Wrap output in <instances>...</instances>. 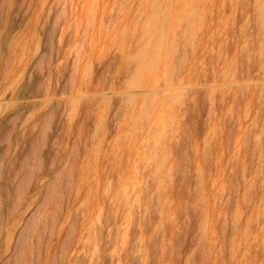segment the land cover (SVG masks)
Returning a JSON list of instances; mask_svg holds the SVG:
<instances>
[{
  "label": "rangeland",
  "instance_id": "1",
  "mask_svg": "<svg viewBox=\"0 0 264 264\" xmlns=\"http://www.w3.org/2000/svg\"><path fill=\"white\" fill-rule=\"evenodd\" d=\"M0 264H264V0H0Z\"/></svg>",
  "mask_w": 264,
  "mask_h": 264
},
{
  "label": "bare ground",
  "instance_id": "2",
  "mask_svg": "<svg viewBox=\"0 0 264 264\" xmlns=\"http://www.w3.org/2000/svg\"><path fill=\"white\" fill-rule=\"evenodd\" d=\"M144 69V68H143Z\"/></svg>",
  "mask_w": 264,
  "mask_h": 264
}]
</instances>
